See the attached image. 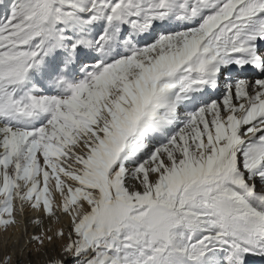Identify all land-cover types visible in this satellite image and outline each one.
<instances>
[{
    "label": "snow or ice",
    "instance_id": "obj_1",
    "mask_svg": "<svg viewBox=\"0 0 264 264\" xmlns=\"http://www.w3.org/2000/svg\"><path fill=\"white\" fill-rule=\"evenodd\" d=\"M0 264H264V0H11Z\"/></svg>",
    "mask_w": 264,
    "mask_h": 264
},
{
    "label": "bare ground",
    "instance_id": "obj_2",
    "mask_svg": "<svg viewBox=\"0 0 264 264\" xmlns=\"http://www.w3.org/2000/svg\"><path fill=\"white\" fill-rule=\"evenodd\" d=\"M10 2L11 0H0V22H3L5 19V16L7 15V9L5 5L9 4Z\"/></svg>",
    "mask_w": 264,
    "mask_h": 264
}]
</instances>
